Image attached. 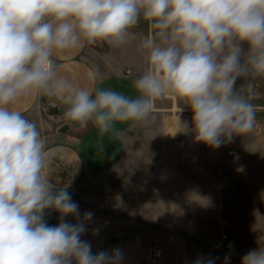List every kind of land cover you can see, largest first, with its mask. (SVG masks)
<instances>
[{
  "label": "clouds",
  "instance_id": "1",
  "mask_svg": "<svg viewBox=\"0 0 264 264\" xmlns=\"http://www.w3.org/2000/svg\"><path fill=\"white\" fill-rule=\"evenodd\" d=\"M141 20L151 34L139 45L147 67L132 81L136 98L62 74L60 55L98 41L124 46L136 39L132 29ZM257 77H264V0H0V264L122 259L119 249L93 253L81 239L91 212L75 224L64 220L79 218V206L46 175V142L13 107L18 99L47 96L65 106L66 121L92 123L104 134L116 122H148L154 102L173 95L193 113L185 131L219 148L252 131L254 105L237 81ZM49 209L60 215L56 226L44 218ZM241 264H264V247Z\"/></svg>",
  "mask_w": 264,
  "mask_h": 264
},
{
  "label": "crops",
  "instance_id": "2",
  "mask_svg": "<svg viewBox=\"0 0 264 264\" xmlns=\"http://www.w3.org/2000/svg\"><path fill=\"white\" fill-rule=\"evenodd\" d=\"M132 31L136 39L124 46L98 41L60 55L62 74L85 87L136 98L132 81L147 67L139 45L151 32L143 20ZM248 83L264 89V77L238 80V88L246 87L245 95L249 96ZM13 107L37 125L46 142L50 159L46 175L57 188L65 187L79 206L80 217H65L66 222L83 219L88 212L85 202L99 211L128 214L129 231H119L108 241L99 240L84 222L81 239L91 244L93 253L119 249L120 264H152L150 253L160 251L155 263L162 264L164 251L153 248L151 240H197L206 241V247L196 252L203 264L210 259L232 264L264 247V105L254 106L251 132L219 148L197 142L194 132L185 131L184 124L193 127V113L173 95L154 102V118L148 122H116L104 134L92 123L82 127L66 121L65 106L59 102L53 106L41 94L21 97ZM107 191L113 192L108 201ZM122 192H128L126 199ZM44 218L49 226L61 222L59 213L50 209ZM171 223L177 225L176 231Z\"/></svg>",
  "mask_w": 264,
  "mask_h": 264
},
{
  "label": "rangeland",
  "instance_id": "3",
  "mask_svg": "<svg viewBox=\"0 0 264 264\" xmlns=\"http://www.w3.org/2000/svg\"><path fill=\"white\" fill-rule=\"evenodd\" d=\"M251 89L247 90L249 93V96L251 97L250 102L254 106H263L264 105V95H261L260 93H264V89L257 86V84H251ZM246 89V87H245ZM261 91V92H260ZM260 92V93H258ZM260 94V95H258ZM127 171L129 170L128 165H126ZM106 200H110L112 197L111 194L113 192L107 191L105 193ZM122 195V198L128 196V192H122L119 193ZM77 200H82L80 195H77ZM83 206L85 207V210L90 212L93 210L97 215L92 216V218L87 222L86 227L87 230L93 232L95 231L98 233V239L102 240L104 238L109 240V238L112 240L114 237V234L122 231V232H128L129 231V216L127 213H124L122 215H117L110 209H106L104 211L100 210L96 207H90V204L88 202L83 203ZM94 208V209H92ZM98 210V211H97ZM128 210V209H127ZM171 219H173L171 217ZM174 220V219H173ZM176 224H170V228H176ZM156 228V225H155ZM176 231V229H174ZM217 234V235H216ZM215 234V239L218 238V231ZM220 237V236H219ZM152 243L153 248L156 249H163L164 255L162 260L159 263L165 264H196L198 260L201 261L202 256H198L196 254L197 251L202 249L204 245L206 244V241H197V240H172V239H154L150 241ZM203 246V247H202ZM206 247V245H205ZM207 258V257H206ZM156 262V261H155ZM153 264V263H152ZM156 264V263H154Z\"/></svg>",
  "mask_w": 264,
  "mask_h": 264
},
{
  "label": "built area",
  "instance_id": "4",
  "mask_svg": "<svg viewBox=\"0 0 264 264\" xmlns=\"http://www.w3.org/2000/svg\"><path fill=\"white\" fill-rule=\"evenodd\" d=\"M223 238H226L225 236H223ZM161 257V252L160 251H152L150 253V258H151V262L154 264L155 261L157 259H159ZM232 264H241V261L239 263H232Z\"/></svg>",
  "mask_w": 264,
  "mask_h": 264
}]
</instances>
